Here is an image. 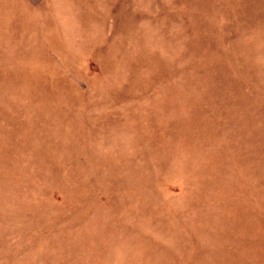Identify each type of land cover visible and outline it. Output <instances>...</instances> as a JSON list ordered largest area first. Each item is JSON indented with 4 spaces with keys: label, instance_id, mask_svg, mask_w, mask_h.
Instances as JSON below:
<instances>
[{
    "label": "rangeland",
    "instance_id": "obj_1",
    "mask_svg": "<svg viewBox=\"0 0 264 264\" xmlns=\"http://www.w3.org/2000/svg\"><path fill=\"white\" fill-rule=\"evenodd\" d=\"M0 264H264V0H0Z\"/></svg>",
    "mask_w": 264,
    "mask_h": 264
}]
</instances>
